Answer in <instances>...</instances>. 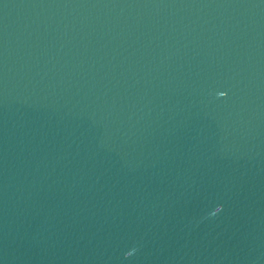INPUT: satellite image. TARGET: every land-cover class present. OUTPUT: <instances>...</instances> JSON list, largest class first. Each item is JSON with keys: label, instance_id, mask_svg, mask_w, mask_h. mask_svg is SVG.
I'll return each mask as SVG.
<instances>
[{"label": "water", "instance_id": "water-1", "mask_svg": "<svg viewBox=\"0 0 264 264\" xmlns=\"http://www.w3.org/2000/svg\"><path fill=\"white\" fill-rule=\"evenodd\" d=\"M0 264H264V0H0Z\"/></svg>", "mask_w": 264, "mask_h": 264}]
</instances>
